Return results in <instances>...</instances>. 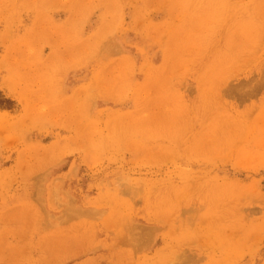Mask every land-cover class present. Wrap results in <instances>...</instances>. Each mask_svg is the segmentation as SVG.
<instances>
[{
	"label": "rangeland",
	"instance_id": "rangeland-1",
	"mask_svg": "<svg viewBox=\"0 0 264 264\" xmlns=\"http://www.w3.org/2000/svg\"><path fill=\"white\" fill-rule=\"evenodd\" d=\"M0 264H264V0H0Z\"/></svg>",
	"mask_w": 264,
	"mask_h": 264
}]
</instances>
